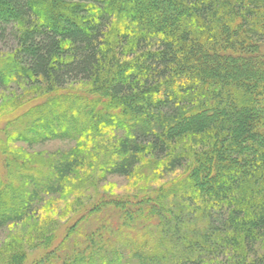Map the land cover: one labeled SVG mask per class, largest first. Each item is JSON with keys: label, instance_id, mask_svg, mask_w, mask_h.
Masks as SVG:
<instances>
[{"label": "trees", "instance_id": "obj_1", "mask_svg": "<svg viewBox=\"0 0 264 264\" xmlns=\"http://www.w3.org/2000/svg\"><path fill=\"white\" fill-rule=\"evenodd\" d=\"M5 37L0 89L25 88L7 108L36 102L13 141L76 145L35 162L4 146L0 234L92 163L130 178L166 159L185 168L169 193L83 205L48 263L264 264V0H0Z\"/></svg>", "mask_w": 264, "mask_h": 264}, {"label": "rangeland", "instance_id": "obj_2", "mask_svg": "<svg viewBox=\"0 0 264 264\" xmlns=\"http://www.w3.org/2000/svg\"><path fill=\"white\" fill-rule=\"evenodd\" d=\"M15 46L16 43L11 37H5L0 40V53L11 51ZM90 87L89 84L82 82L71 84L68 89L81 92L88 91ZM23 89L25 88H20L15 84L10 85L8 89H0V176L3 178L8 176L2 168L3 162L7 161V157L1 153L5 145L10 150L19 151L23 156L28 157L29 162H32L31 158L38 155L41 158L56 160L58 157L70 153L76 145L68 140L48 141L33 145L13 141L14 135L17 132L25 131L28 124L34 119L24 115L36 103L34 100L21 107L24 104L18 98L19 104L15 108L21 107L19 110L14 111L15 108H7L8 99H13V95L23 97ZM90 147V144L81 145L83 150ZM107 150L108 155L111 156L112 150L110 148ZM83 154H87V152L84 151ZM90 154L91 152L88 151L87 160H90L88 157ZM166 162V159L158 162L147 159L130 178L105 176L98 170L97 163H92L91 166L77 171L67 181L64 193L45 197L43 204L35 205L34 211L38 213L37 215H32L24 222L10 224L3 228L0 234V264H8L11 255L15 252H23L26 256L23 264H50L48 263V257H51L48 255L50 250H54L59 245L62 237L66 234L68 223L73 224L75 222L76 219L73 218L83 205L105 195L142 196L152 194L154 196L162 187H167L169 184L178 181L181 182L185 168L172 174L166 173L164 171ZM32 165L38 167L36 163ZM38 173L42 172L38 169ZM186 189L183 187L180 193ZM165 190L169 193L172 187L169 186ZM171 199L170 197L168 201ZM86 229H88L87 226ZM51 238H53L52 242L49 241ZM54 260L55 263L52 262ZM63 260L65 259L62 258V261H59L52 258L51 262L52 264H62Z\"/></svg>", "mask_w": 264, "mask_h": 264}]
</instances>
